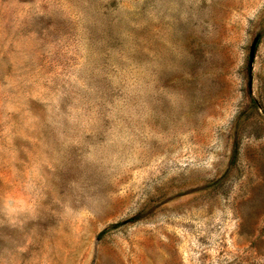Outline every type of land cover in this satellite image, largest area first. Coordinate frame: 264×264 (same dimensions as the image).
Masks as SVG:
<instances>
[{"label":"rangeland","instance_id":"1","mask_svg":"<svg viewBox=\"0 0 264 264\" xmlns=\"http://www.w3.org/2000/svg\"><path fill=\"white\" fill-rule=\"evenodd\" d=\"M0 264H264V0H0Z\"/></svg>","mask_w":264,"mask_h":264},{"label":"water","instance_id":"2","mask_svg":"<svg viewBox=\"0 0 264 264\" xmlns=\"http://www.w3.org/2000/svg\"><path fill=\"white\" fill-rule=\"evenodd\" d=\"M257 41L258 39L255 38L252 45H251V48H250V53H249V67H251L252 65V61H253V58H254V51H255V47H256V44H257Z\"/></svg>","mask_w":264,"mask_h":264}]
</instances>
